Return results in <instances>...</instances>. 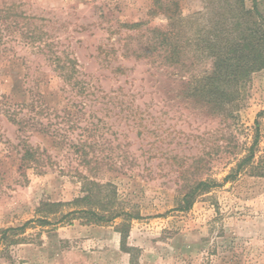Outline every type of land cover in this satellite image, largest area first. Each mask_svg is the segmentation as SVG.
Returning a JSON list of instances; mask_svg holds the SVG:
<instances>
[{"label":"rangeland","instance_id":"1","mask_svg":"<svg viewBox=\"0 0 264 264\" xmlns=\"http://www.w3.org/2000/svg\"><path fill=\"white\" fill-rule=\"evenodd\" d=\"M175 1L189 15L225 0ZM156 6L0 0V232L42 217L47 202L65 203L50 215L56 222L77 208L69 202L82 195L87 176L114 184L140 214L127 244L141 264H264V175L246 169L225 180L257 130L256 160L264 156V69L234 104L193 96L190 73L135 53L151 34L147 28L167 23ZM258 6L264 13V0ZM140 21L146 23L138 29L124 25ZM57 56L76 62L71 82L56 68ZM210 66L204 60L192 71ZM25 141L37 161L23 162ZM200 180L219 185L189 210L178 209ZM69 220L34 221L8 251L0 240V264H133L121 246V218Z\"/></svg>","mask_w":264,"mask_h":264},{"label":"trees","instance_id":"2","mask_svg":"<svg viewBox=\"0 0 264 264\" xmlns=\"http://www.w3.org/2000/svg\"><path fill=\"white\" fill-rule=\"evenodd\" d=\"M155 2L156 7L163 9L167 23L147 28L151 34L145 41L140 40V43H145L135 51L136 55L160 56L165 64L190 73V93L207 103L224 106L239 101L253 74L264 69V13L258 6V0H253L251 8H247L245 0H225L221 5L211 7L208 4L204 10L189 15L181 13L179 3L175 0ZM157 11V8H153L151 14H156ZM145 23L140 21L124 25L138 29ZM204 60H210L211 66L200 73L193 72L192 67ZM56 61V68L71 82L78 71L76 62L71 58L62 61L60 56L56 57ZM74 85H79V82L76 80ZM7 112L11 121L22 126L23 119L17 118L15 110L9 109ZM259 147L257 130L248 154L239 160L225 180L235 179L239 172L246 169H250L255 175H264V168L260 170L264 164V156L256 160ZM22 148L24 163L38 160L37 149L27 141ZM82 178V195L69 202L77 208L62 214L57 221L80 218L89 224L109 223L121 218L118 230L121 233L122 249L130 253L133 264H141L135 258L134 251L137 248L127 244L131 221L140 218V214L125 206V202L119 199L114 184L102 183L87 176ZM217 185L219 184L208 180L196 182L185 192L178 209L189 210L198 195ZM63 205V202H47L39 209L45 213L42 217L28 220L21 226L1 230L0 240L4 244V251H8L10 245L19 243V235L34 221L41 226L57 223L50 219V215H58L59 208Z\"/></svg>","mask_w":264,"mask_h":264}]
</instances>
